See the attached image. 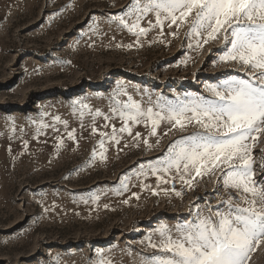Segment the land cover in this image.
<instances>
[{"label": "rangeland", "instance_id": "1", "mask_svg": "<svg viewBox=\"0 0 264 264\" xmlns=\"http://www.w3.org/2000/svg\"><path fill=\"white\" fill-rule=\"evenodd\" d=\"M132 2L0 0V264H91L100 251L116 264H138L140 254L152 255L146 237L159 225L224 207L219 171L197 177L191 189L177 178L182 197L165 191L172 184L156 188L155 176H140L141 166L162 158L194 127L165 136L168 126L162 124L158 137H151L143 124H132V136L121 134L119 144L100 135L121 127L118 118L104 127L103 115L116 101L207 98V85L246 71L235 62H217L223 33L199 50L188 47L187 24L175 38L168 35L175 26H165L163 35L153 29L137 43L111 19ZM141 26H148L147 19ZM118 89L124 94L117 95ZM253 156L261 180L264 135ZM121 180L127 190L117 194ZM249 264H264V245Z\"/></svg>", "mask_w": 264, "mask_h": 264}, {"label": "snow or ice", "instance_id": "2", "mask_svg": "<svg viewBox=\"0 0 264 264\" xmlns=\"http://www.w3.org/2000/svg\"><path fill=\"white\" fill-rule=\"evenodd\" d=\"M111 19L136 36L137 43L153 29L163 35L165 26H175L168 33L175 38L187 24L188 47L199 50L223 33L225 47L217 62H235L246 70L243 77L228 75L207 85V98L148 96L135 101L129 96L127 102L116 101L110 114L103 115L104 127L113 118L122 122L118 130L112 125L111 134L100 133L116 144L121 134L132 136V124H143L151 137H158L162 124L168 126L165 136L194 127L196 131L173 141L162 158L141 166L140 176H155L156 188L172 184L165 191L182 197L175 189L177 178L191 189L197 177H212L219 171L218 181L227 192L223 208L209 207L208 215L197 210L193 219L184 223L159 225L146 237L152 255L140 254L138 264H249L253 253L264 245V178H255L253 156V148L264 135V0H133L122 15ZM146 19L148 26H141ZM123 94L122 89L117 90V95ZM95 114L102 115L99 109ZM96 131L93 127L92 133ZM140 138L137 132L134 139L140 142ZM68 139H74L73 132H68ZM142 142L149 149L153 147L146 138ZM155 143H160L159 138ZM103 145L102 139L100 147ZM120 184L117 194L127 190L125 180ZM152 194L157 191L153 189ZM96 256L91 264H116L102 251Z\"/></svg>", "mask_w": 264, "mask_h": 264}]
</instances>
